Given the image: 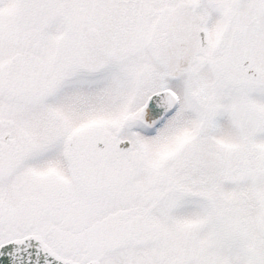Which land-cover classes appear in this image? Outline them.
I'll return each mask as SVG.
<instances>
[{"label": "snow or ice", "instance_id": "1", "mask_svg": "<svg viewBox=\"0 0 264 264\" xmlns=\"http://www.w3.org/2000/svg\"><path fill=\"white\" fill-rule=\"evenodd\" d=\"M0 264H264V0H0Z\"/></svg>", "mask_w": 264, "mask_h": 264}]
</instances>
